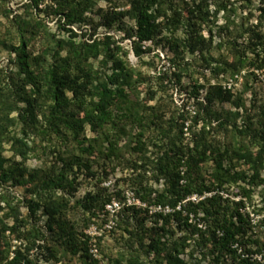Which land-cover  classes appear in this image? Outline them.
Wrapping results in <instances>:
<instances>
[{
    "label": "trees",
    "instance_id": "1",
    "mask_svg": "<svg viewBox=\"0 0 264 264\" xmlns=\"http://www.w3.org/2000/svg\"><path fill=\"white\" fill-rule=\"evenodd\" d=\"M206 1L193 2L182 12L167 0H131L126 14L134 19L135 31H126L121 40H131L135 44V55H139L137 44L151 41L164 28L168 31L181 28L185 33L188 52H201L206 43L199 34L206 18ZM28 2L34 6L38 0ZM54 2L65 4L68 10L65 14L67 25L81 22L82 15L89 8L85 3L75 0ZM165 4L169 5L170 15ZM159 17L165 20L162 28L157 22ZM13 22L17 24L18 31L26 29L28 34L40 27L36 21L20 18L13 19ZM110 23L109 20V27ZM253 36L255 42L248 46L249 52L256 58L253 63L239 58L237 61H225L216 74L222 72L234 75L245 68L264 69V34L261 31ZM0 45L8 51L9 57L15 54L13 61L17 63L15 72L0 69V144L6 142L12 154L5 158L0 148V184L10 180L18 183L23 178L25 170L19 166L33 150L25 137L38 136L48 143L47 148L53 150L56 163L61 164L60 173H56L52 167L39 180L46 188L53 186L54 189H60L62 195L58 197L53 193L44 199L36 193V203L43 201L41 206L49 218V227H56L61 236L67 235L66 246L70 240L68 235H73L64 233V219L72 211L69 199L65 197L73 188L67 175L75 169L76 173L83 172L89 177L93 175L92 162L102 158L104 162L115 163L121 170H127V174L122 177V182L127 181L124 186L134 189L136 198L147 207L159 209L150 227H145L143 223L145 218L150 217L148 211L139 216L134 205H123L119 214L115 215L119 223L127 222L126 226L130 220L138 223L137 229H125L128 235L139 237L140 251L136 252L137 255L129 264H138L141 255H153L154 263L157 264H187L181 254L189 246V239L186 236L174 238L177 231L183 230L187 231L186 235L198 236L195 246L204 249L210 247L211 264H227L229 261L231 264H264V176L260 173L264 170V117L253 126L245 127L251 141L260 146L256 155L250 154L243 145L229 150L222 149L217 141H208L204 133L214 128L227 130L228 127H235L230 113L213 108L214 100L227 102L231 96L230 91H223L217 85L210 88L202 102H196L197 111L186 129L191 131L201 122L200 131L194 132L191 140L185 143L182 139L184 119L170 127L158 124L154 129L159 143L153 144L154 150L147 156L150 141L146 142L145 133L156 110L128 99L121 82H128L131 73L115 58L118 46L110 36L91 43L57 42L53 49L55 58L50 63L42 55L28 53L23 40L17 47L4 42ZM62 49L66 50L63 59L58 57ZM99 55L102 56L99 61L101 67L106 68L111 64L110 75L106 73L103 77L99 76L98 69H93L90 60ZM38 73L44 81V88L37 81ZM94 81L97 85L91 88ZM12 113L16 114L15 120L21 127L18 136L8 130L12 124L9 119ZM85 128L93 134L92 137H84ZM124 151L132 157H141V170L135 166L136 161L133 163L131 159H124ZM239 153L251 169L250 176L243 171L232 172L224 164ZM17 157L20 163L15 161ZM207 162L211 163V173L206 177L200 169ZM148 181L160 183L161 189H152ZM232 184L238 186L237 193H232L238 200L232 199L229 193L220 194L225 191L224 186ZM258 184L262 185V204L256 205L254 212L256 215L263 214V217L253 224L245 208L252 204L250 186ZM119 187L114 184L109 192L100 189L86 194L78 205L82 215H88L89 218L97 216L112 201L120 200L122 191ZM192 197H196V200H190ZM0 198V202L4 200L3 196ZM6 206L7 209L0 216V264H33L20 249L11 250L10 237L16 240L23 238L19 231L22 220H19L15 207L8 203ZM8 221L12 223L9 225ZM144 239L148 243H144ZM49 256L55 257L52 249L49 250Z\"/></svg>",
    "mask_w": 264,
    "mask_h": 264
},
{
    "label": "rangeland",
    "instance_id": "2",
    "mask_svg": "<svg viewBox=\"0 0 264 264\" xmlns=\"http://www.w3.org/2000/svg\"><path fill=\"white\" fill-rule=\"evenodd\" d=\"M75 1L85 3L89 8L82 15L81 22L67 25L65 14L68 10L62 2L58 5L54 0H38L33 6L28 0H0V43L13 44L17 47L23 40L28 53L42 55L43 59L50 63L55 58L53 49L57 42L91 43L93 40L110 36L118 46L115 58L119 59L124 68L131 73L128 82H121L128 99L141 103L143 107H154L156 110L150 118L148 131L145 133L146 142L150 141L147 156L154 150L153 144L159 143V137L154 129L158 124L170 127L184 119L182 139L185 143L191 140L194 132L200 131L201 122L191 128V131L186 129L197 111L196 102H202L210 92V88L217 85L221 86L223 91H230L231 96L227 102L214 100L213 108L223 113H230L235 127H228L227 130L217 128L206 130L208 132L203 136L208 141H217L222 149L234 150L243 145L250 154L256 155L260 146L251 141L245 127L253 126L257 120L264 117V69L260 71L245 68L234 75L222 72L216 74V70L225 61L233 59L237 61L239 58L253 63L256 59L254 54L249 52L248 46L255 42L254 33L262 31L264 34V0H207L206 18L199 31L206 40L204 50L196 51L194 54L189 53L183 29L168 31L164 28L151 41L137 44L140 49L139 55H135V44H132L131 40H121L126 31H135L134 19L126 14L130 9L131 0ZM168 1L182 12L193 2L196 4L199 2V0ZM168 7L169 5L165 4L167 11ZM167 13L170 15L169 11ZM19 18L29 22L36 21L40 27L38 30L33 29L32 34L26 33V29L18 31L13 19L15 21ZM157 22L161 28L164 27L163 17H159ZM58 54V57L63 59L66 57V50L62 49ZM9 59L13 61L15 54L9 57L8 51L0 45V69H4L5 72L9 69L15 72L17 63ZM101 59V55L91 58L93 69H98L99 76L103 77L106 73L110 75L111 64L106 68L101 67L99 64ZM37 81L44 88L40 73ZM96 85L97 82L94 81L91 88ZM211 92L213 93V90ZM67 95L70 97L69 93ZM20 107H23V104H20ZM9 119L12 124L8 130L14 135H20L21 127L15 120L16 114L12 113ZM92 136L93 134L85 128L84 137ZM25 139L33 150L19 166L25 170L23 178L18 183L10 180L0 184V197H4L0 202V216L2 211L7 209L8 203L16 208L19 220H22L19 231L23 238L16 240L9 236L11 250L20 249L33 264H129V261L137 255L136 252L140 251L139 237L128 235L125 229L126 227L129 230L137 229L138 223L130 220L126 226L127 222L119 223L117 218H114L115 215L119 214L123 205H134V210L139 216L148 211L150 217L145 218L143 223L145 227H150L159 209L154 206L147 207L136 198L134 189L128 185L124 186L127 181L122 182V177L128 171L121 170L115 163L109 164L99 158L92 162L93 175L90 174L89 177L83 172L76 173L75 169L68 173L67 179L73 183V188L65 197L69 199L72 211L64 219L66 223L64 233L73 235H68L70 240L69 245L66 246L67 235L61 236V232L56 227H49V218L41 206L43 201L36 203L38 198L36 193L42 195L44 199L53 193L58 197L62 195L60 189H54L53 186L46 188L39 180L41 175L50 171L52 167L56 173H60L61 164L56 163L53 150L48 149V143L43 142L40 137L29 135ZM0 148L5 158L11 157L6 142H2ZM122 153L124 159H131L133 163L136 161L137 165H134L140 167L139 170L142 169L141 157L137 155L132 157L125 151ZM240 154L227 159L224 164L232 172L243 171L250 176L251 169ZM15 161L20 163V158L17 157ZM200 172L207 177L211 173V163L204 164ZM260 173L263 177L264 170ZM114 184H118L121 188L120 200L112 201L104 211L97 213V216L89 218L88 215H82L78 205L86 194L100 189L109 192ZM147 184L152 189H161L160 183L148 181ZM250 188L253 193L252 204L247 205L245 212L250 213L254 224L263 217V214L256 215L254 212L256 205L262 204V185H251ZM224 189L225 191H221L220 194L229 193L232 199L238 200V197L232 196V193H237L238 186L232 184L224 186ZM11 223L8 221L9 225ZM175 224L173 221V225ZM186 233V230L177 231L174 236V238L186 236L189 239L187 242L189 246L185 248L181 257L187 264H211L212 257L208 252L210 247L204 249L195 246L198 236L186 235ZM143 242L148 243L146 239ZM50 249L55 253L54 258L49 256ZM71 249L75 251L74 254ZM47 258L49 260H46ZM138 264L157 263H154L153 255L148 257L141 255Z\"/></svg>",
    "mask_w": 264,
    "mask_h": 264
},
{
    "label": "built area",
    "instance_id": "3",
    "mask_svg": "<svg viewBox=\"0 0 264 264\" xmlns=\"http://www.w3.org/2000/svg\"><path fill=\"white\" fill-rule=\"evenodd\" d=\"M190 200L195 201L196 200V197H192V198H190Z\"/></svg>",
    "mask_w": 264,
    "mask_h": 264
}]
</instances>
